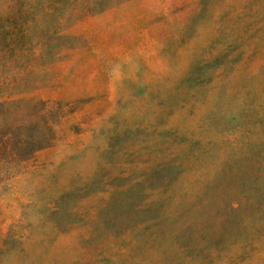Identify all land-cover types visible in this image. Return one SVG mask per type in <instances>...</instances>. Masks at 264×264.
I'll list each match as a JSON object with an SVG mask.
<instances>
[{
    "label": "rangeland",
    "instance_id": "374dc122",
    "mask_svg": "<svg viewBox=\"0 0 264 264\" xmlns=\"http://www.w3.org/2000/svg\"><path fill=\"white\" fill-rule=\"evenodd\" d=\"M0 264H264V0H0Z\"/></svg>",
    "mask_w": 264,
    "mask_h": 264
}]
</instances>
